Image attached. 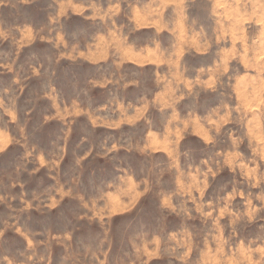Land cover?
Segmentation results:
<instances>
[{
  "label": "rangeland",
  "instance_id": "rangeland-1",
  "mask_svg": "<svg viewBox=\"0 0 264 264\" xmlns=\"http://www.w3.org/2000/svg\"><path fill=\"white\" fill-rule=\"evenodd\" d=\"M0 264H264V0H0Z\"/></svg>",
  "mask_w": 264,
  "mask_h": 264
}]
</instances>
